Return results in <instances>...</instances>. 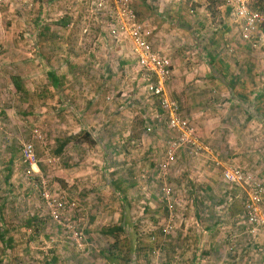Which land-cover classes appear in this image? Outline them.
<instances>
[{
  "label": "rangeland",
  "instance_id": "374dc122",
  "mask_svg": "<svg viewBox=\"0 0 264 264\" xmlns=\"http://www.w3.org/2000/svg\"><path fill=\"white\" fill-rule=\"evenodd\" d=\"M29 2L0 14V262L264 264V227L223 176L240 167L264 184V42L242 38L224 0H132L203 146L177 148L163 170L170 132L129 39L109 33L110 3ZM251 8L264 14V0ZM27 142L40 159L32 178Z\"/></svg>",
  "mask_w": 264,
  "mask_h": 264
},
{
  "label": "built area",
  "instance_id": "2783aa9c",
  "mask_svg": "<svg viewBox=\"0 0 264 264\" xmlns=\"http://www.w3.org/2000/svg\"><path fill=\"white\" fill-rule=\"evenodd\" d=\"M8 0H0L1 8ZM17 3L25 4L24 8L30 6L29 0H16ZM231 6L241 25V36L254 47H259L264 42V14L258 9L251 8L252 0H224ZM110 3V11L107 12L109 20V33L115 36H124L129 39L133 46L139 72L145 81V86L149 93L159 99L161 116L165 118V125L170 131L169 139L166 141V159L161 163L163 170L169 169L170 164L175 161L177 148L187 146L190 152H198L203 148L198 142L195 130L189 120L182 115L178 102L170 98L165 90V83L171 77L173 62L171 57L163 53L162 46L154 44V34L156 26H152L149 20H142L132 0H98V5L105 7ZM27 4V5H26ZM156 119L160 120V115ZM159 117V118H158ZM153 126H148L147 131L151 132ZM22 155L27 164L25 175L32 178L38 170L39 157L32 142L24 143ZM224 180L230 184L231 188L241 190L235 193L233 198H242L244 202V212L250 223L261 224L264 227V217L262 216V201L264 196V184L259 181H252L248 172L240 167L226 168L223 171ZM247 187H246V186ZM173 188L163 187L165 196L171 197ZM46 200L48 194L43 192ZM230 197L231 200H233ZM171 208L174 206L171 204ZM55 218L59 217L58 209L52 210ZM175 215L170 214L168 227H174Z\"/></svg>",
  "mask_w": 264,
  "mask_h": 264
},
{
  "label": "trees",
  "instance_id": "16d2710c",
  "mask_svg": "<svg viewBox=\"0 0 264 264\" xmlns=\"http://www.w3.org/2000/svg\"><path fill=\"white\" fill-rule=\"evenodd\" d=\"M53 82H55L54 80H53ZM57 83V82H56ZM19 86V85H18ZM169 131V130H168ZM170 132V131H169ZM84 134L86 135V136H90V132L89 131H85L84 132ZM83 134V135H84ZM97 141H96V139H92V143H96ZM64 145H65V142H63L62 144H61V147H60V151L62 150V148L64 147ZM108 155L110 156V161H112V153H109L108 152ZM119 187V186H118ZM120 190V189H119ZM128 219H127V214L124 212V216H123V223L125 224L126 223V221H127ZM126 225V224H125ZM123 225L121 226V227H116L115 228V230L116 229H122V230H125V232H126V229H123V228H125V226L123 227ZM0 264H9V261L8 260H3V261H1L0 262Z\"/></svg>",
  "mask_w": 264,
  "mask_h": 264
},
{
  "label": "crops",
  "instance_id": "0c3cea01",
  "mask_svg": "<svg viewBox=\"0 0 264 264\" xmlns=\"http://www.w3.org/2000/svg\"><path fill=\"white\" fill-rule=\"evenodd\" d=\"M43 1H44V3H47V4L49 3V0H48L47 2H46V0H43ZM60 1H61V0H60ZM45 5H46V4H45ZM59 12H60V13H58V14L55 13V15L59 16V18H60V17H61V14H62V10H60ZM2 35H3V34H1L0 36H2Z\"/></svg>",
  "mask_w": 264,
  "mask_h": 264
}]
</instances>
